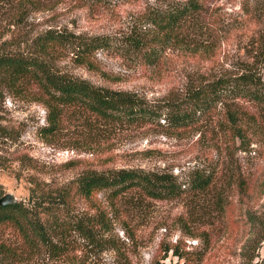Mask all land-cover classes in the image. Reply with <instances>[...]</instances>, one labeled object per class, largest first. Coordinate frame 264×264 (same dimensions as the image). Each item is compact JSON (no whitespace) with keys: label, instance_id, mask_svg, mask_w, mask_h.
Here are the masks:
<instances>
[{"label":"rangeland","instance_id":"1","mask_svg":"<svg viewBox=\"0 0 264 264\" xmlns=\"http://www.w3.org/2000/svg\"><path fill=\"white\" fill-rule=\"evenodd\" d=\"M172 1L0 0V50H35L34 37L48 28L110 34L117 41L135 34L157 35L154 13ZM19 6L22 15L17 13ZM181 33L180 41L161 38L156 42V62H149L142 52L97 50L95 61L106 74L78 64L72 52L61 54L55 63L60 70L94 84L135 91L155 102L175 99L184 94L189 79L236 71L244 61L254 59L264 37V0H207ZM188 42L208 43L209 50L196 51ZM239 102L262 125L261 133L251 134L246 149L239 138L225 135L221 105L182 128L162 118L88 129L77 114L68 111L60 129L48 134L41 130L47 110L37 96L0 85V195L12 192L27 201L34 183L46 188L66 186L88 169L135 166L173 172L180 180L197 168L217 171L215 184L206 191L186 190L171 198L123 195L116 201L121 207L137 205L120 217L135 238L129 239L121 222H116L115 232L128 242L131 264H156L165 252L163 247L179 242L181 247L194 248L206 239L210 249L203 264H239L241 247L250 233L247 209H258L264 201L260 184L264 181V108L244 98ZM240 170L243 186L231 179ZM95 196L110 207L106 191ZM193 205L201 206L202 213L191 215ZM76 210H89L83 198H76ZM3 232L16 239L11 228ZM73 239L59 258L38 255L17 264L121 263L116 249L93 248L77 234ZM259 251L264 254V242ZM164 264H183V259L170 249Z\"/></svg>","mask_w":264,"mask_h":264},{"label":"trees","instance_id":"2","mask_svg":"<svg viewBox=\"0 0 264 264\" xmlns=\"http://www.w3.org/2000/svg\"><path fill=\"white\" fill-rule=\"evenodd\" d=\"M206 1L173 0L167 8L154 13L152 21L159 28L157 35L135 34L124 41H117L110 34L84 35L48 28L34 37L35 50H0V85L15 93L37 96L47 110V122L41 130L48 134L60 129L68 111L77 114L88 129L162 118L170 126L182 128L221 105L224 115L220 124L225 135L239 138L240 146L246 149L251 144V134L261 133L262 125L253 112L240 106L239 99L250 100L264 108V37L252 55L253 60L244 61L236 71L189 79L183 95L164 102L151 101L135 91L94 84L87 78L60 70L55 63L61 54L72 52L78 64L106 74L95 61L96 51L106 48L142 52L149 62H156V42L161 38L180 41L188 20L202 12ZM17 9L22 15L23 9L20 6ZM188 43L196 51L209 50L208 43L204 46L203 43ZM217 174V171L197 168L180 180L173 172L134 166L88 169L62 187L46 188L34 183L27 201L18 199L0 204V264H17L38 255L59 258L70 249L74 234L93 248L116 249L123 261L113 264H131L127 255L128 242L115 232V227L116 222H121L129 239H134L130 225L120 217L137 205L121 207L117 199L130 193L171 198L186 190L206 191L215 184ZM232 178L244 185L242 170L235 177L233 173ZM260 184L264 186V181ZM98 191L107 192L111 208L96 198ZM78 197L83 198L89 210H76ZM193 207L191 215L202 213L201 206ZM247 217L250 233L241 247L239 264H264V254L259 251L264 242V201L258 209H247ZM5 227L15 232L16 239L5 235ZM206 240L194 248L181 247L179 242L167 245L156 264H164L170 249L183 259V264H203L210 249L209 239Z\"/></svg>","mask_w":264,"mask_h":264},{"label":"water","instance_id":"3","mask_svg":"<svg viewBox=\"0 0 264 264\" xmlns=\"http://www.w3.org/2000/svg\"><path fill=\"white\" fill-rule=\"evenodd\" d=\"M17 200L18 198L12 192H5L0 195V204H8Z\"/></svg>","mask_w":264,"mask_h":264}]
</instances>
